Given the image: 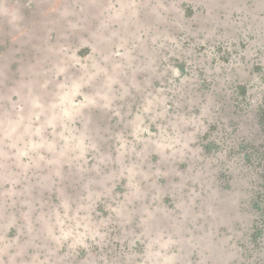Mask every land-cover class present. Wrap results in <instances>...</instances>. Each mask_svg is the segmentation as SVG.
I'll return each instance as SVG.
<instances>
[{"label": "rangeland", "instance_id": "rangeland-1", "mask_svg": "<svg viewBox=\"0 0 264 264\" xmlns=\"http://www.w3.org/2000/svg\"><path fill=\"white\" fill-rule=\"evenodd\" d=\"M263 26L264 0H0V264H264L260 169L204 146L263 141Z\"/></svg>", "mask_w": 264, "mask_h": 264}, {"label": "trees", "instance_id": "trees-1", "mask_svg": "<svg viewBox=\"0 0 264 264\" xmlns=\"http://www.w3.org/2000/svg\"><path fill=\"white\" fill-rule=\"evenodd\" d=\"M187 12V11H186ZM135 19H139L138 13L135 15ZM140 20V19H139ZM148 21L152 20L151 18H147ZM151 22V21H150ZM247 22H249V18H247ZM261 33L264 34V26L262 27ZM227 45L219 44L217 46V52L223 51V57L226 55V59L229 60L232 57V53L236 50H239L238 45L237 47H229L226 48ZM185 49V48H183ZM211 49V48H210ZM234 49V50H233ZM199 51H201V47L198 48ZM229 51V53L227 52ZM256 57L260 61H257L254 63V65L251 67L252 73H254L260 80L261 83H264V46L261 45L260 50L255 49ZM196 53V52H195ZM198 53V52H197ZM194 59L196 61V58H193L192 56L188 58V60L192 61ZM230 61V60H229ZM173 64L181 69H184L187 64L181 59H175L173 60ZM214 67V66H213ZM195 72L201 78V84L206 83L204 75H206V69L205 67H196ZM192 77V76H190ZM210 82V81H209ZM242 81H237L235 85H233V88L231 90V96H230V101H234L236 106L239 104L242 105V108L247 107V93H248V87L247 85L241 83ZM209 85L210 83H206ZM240 97V99H238ZM244 105V106H243ZM255 113H256V121L257 125L260 128V132L264 135V100H261V104L257 107H255ZM234 130V129H233ZM232 130V131H233ZM232 136V133H226L224 132L223 134L219 135L218 139H214L211 141H207V143L204 145L206 149L212 150L214 154H221L224 153V158L221 161V164H224L226 160H229L230 157L233 155H237L236 152H241L243 153V159L246 162H251L254 164V168L260 169V172L262 173V183H264V138L261 143V145L257 147H252L248 142L243 141L241 139H238L239 141L237 142L236 146L231 145V139L230 137ZM240 150V151H239ZM255 200L253 202L252 208L253 212L255 213V223H254V228L252 232V236L254 237L255 240V245L258 248L264 247L262 244H264V185L260 187V189L256 192L255 194Z\"/></svg>", "mask_w": 264, "mask_h": 264}]
</instances>
